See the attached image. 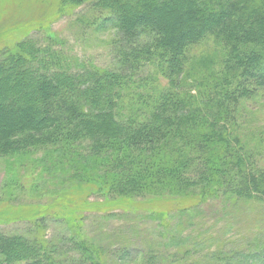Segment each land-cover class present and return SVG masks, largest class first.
I'll return each mask as SVG.
<instances>
[{
    "label": "trees",
    "instance_id": "trees-1",
    "mask_svg": "<svg viewBox=\"0 0 264 264\" xmlns=\"http://www.w3.org/2000/svg\"><path fill=\"white\" fill-rule=\"evenodd\" d=\"M80 7L82 33L112 32L110 65L71 61L51 40L0 46V159L38 169V178L57 175L60 185L107 205L148 197L206 203L221 195L263 210L264 167L235 109L264 91V0L61 1L64 13ZM207 38L221 46L223 61L193 63L189 50ZM81 211L69 199L27 210L22 232H0V264L132 261L117 235L104 231L116 214L99 215L89 233ZM115 243L122 247L112 251ZM179 251L141 258L177 264L186 256ZM205 260L234 263L224 250Z\"/></svg>",
    "mask_w": 264,
    "mask_h": 264
},
{
    "label": "rangeland",
    "instance_id": "rangeland-1",
    "mask_svg": "<svg viewBox=\"0 0 264 264\" xmlns=\"http://www.w3.org/2000/svg\"><path fill=\"white\" fill-rule=\"evenodd\" d=\"M61 1L0 0V46H12L25 37L42 44L51 40L71 61L100 67L110 65L112 32L104 29L82 33V24L76 19L84 13L83 8L64 13ZM189 55L198 65L203 58H214L215 63L224 59L221 46L211 38L193 46ZM219 67L217 64L216 68ZM159 85L164 86L165 81ZM235 114L245 142L255 153L258 164L264 167V91L241 100ZM10 162L0 159V232L20 233L25 226L19 220H25L27 210L32 213L49 201L61 206L69 199L71 203L81 204L79 213L84 216L82 223L89 233L94 230L93 225L98 227L99 215L116 214L104 225V231L117 235L114 240L126 245L124 249L133 257L127 264H145L141 257L149 252L180 256L179 250L186 251V256L181 255L183 260L177 264H209L205 257L219 250L231 256L232 264H264V209L235 207L221 195L206 203L194 198L148 197L107 205L102 197L83 188L60 185L57 175L54 179L46 175L38 178V169L10 168ZM164 215L168 216L167 220ZM49 223L51 236L56 233V226ZM166 229L169 234H165ZM116 244L112 251L122 247ZM252 253L253 259L244 257Z\"/></svg>",
    "mask_w": 264,
    "mask_h": 264
}]
</instances>
